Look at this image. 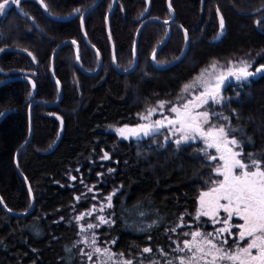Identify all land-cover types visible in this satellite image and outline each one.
Here are the masks:
<instances>
[{
    "label": "trees",
    "instance_id": "obj_1",
    "mask_svg": "<svg viewBox=\"0 0 264 264\" xmlns=\"http://www.w3.org/2000/svg\"><path fill=\"white\" fill-rule=\"evenodd\" d=\"M94 1L43 0L44 8L57 15L79 9L67 20L48 18L34 0L20 1L24 14L11 5L0 18V47L18 46L35 58L31 62L19 52L0 54L3 70H30L35 84L32 95L23 79L0 85V112L10 109L0 119V200L19 213L33 202L31 212L20 216L0 204V264H85L76 231L66 224L72 207H80L74 195L82 190L79 182H69L71 170L88 183L97 182L101 172L97 185L102 192L118 189L112 199L114 223L100 231L115 241L110 246L114 252L134 264L159 259L158 249L171 252L177 235L171 229L177 224L179 231L186 224L211 227L207 217L197 220L193 215L199 190L215 178L214 161L200 151L199 142L176 146L164 142V131L125 139L106 127L137 122L138 114L158 100L173 102L186 80L209 60L225 61L264 48V33L253 22L264 7L247 13L264 0H147L148 9L146 0H115L108 19L113 0H99L81 22L82 12ZM171 9L174 17L165 23ZM220 16L224 29L217 38ZM259 27H264V18ZM185 30L184 54L168 67H155L150 60L154 47L168 32L154 60L158 65L172 61L183 49ZM59 44L50 70L52 51ZM134 44L136 64L131 67ZM218 109L228 116L229 128L239 129L235 137L242 157L264 154V73ZM29 128V140L17 152ZM103 152L110 158L98 160ZM15 159L25 178L18 174ZM144 247L153 252L141 254Z\"/></svg>",
    "mask_w": 264,
    "mask_h": 264
},
{
    "label": "snow or ice",
    "instance_id": "obj_2",
    "mask_svg": "<svg viewBox=\"0 0 264 264\" xmlns=\"http://www.w3.org/2000/svg\"><path fill=\"white\" fill-rule=\"evenodd\" d=\"M10 2L19 5L20 0H2L0 2V14L4 13ZM169 7H171L170 4ZM217 11L219 10L217 9ZM219 26L222 33L224 29L223 16L219 18ZM185 35H187V30H185ZM33 59L35 58L33 57ZM153 59H155V53H153ZM251 67V63L245 60H240L238 65L231 61L222 65L218 60H214L208 68L202 70L200 76L195 78L193 83L185 85L182 89L183 92H188L190 89L194 90L197 84L202 85V90L198 93L194 92L190 99L181 104L160 101L157 108L146 109L147 115H141V119L148 121L147 123L137 124L136 127L125 125L116 129L124 138L162 135V130L167 129L172 136L177 133L180 134L179 138L175 140L176 145L197 139L202 140L205 147L200 151L205 153L206 158L217 159V156L208 155V150L214 148L222 162L214 169L220 179L213 181V186L207 191H202L199 195L196 219L199 220L201 216L209 217L212 223H222L224 227L215 229L214 232L195 230L184 233L185 237L190 236L191 239H184L177 243L175 248L176 252L183 255L173 257L167 261V264H264V163H262L264 154L257 156L250 153L248 154V162L245 163L241 159V142L235 138V133L239 129L213 123V116H219V114L210 113L205 109L210 101L220 104L225 100L222 95V88L226 83H230L231 79L247 81L249 77L264 73V64L259 65L255 72L249 71ZM33 87H35L34 84ZM182 99L183 97H177V100ZM166 103L172 104L169 111L175 114L174 117L163 116L162 119L152 121L153 113L158 109H163ZM229 133H232L231 138ZM245 138L251 142L250 138ZM164 139L168 141L171 136H165ZM234 148L240 150L237 151ZM109 158L107 153L102 157V159ZM111 171L114 170L109 169V172ZM72 179H76V177H72ZM114 195L115 192L105 198L109 208L112 207L111 201ZM104 207V204H101L99 209L93 206L86 215H91L97 211L103 212ZM221 211L225 213L223 219H220L219 216ZM84 215L76 216L75 219L77 221L82 220ZM234 216L240 218L242 223L230 224L229 222ZM95 219L99 223H87L86 227L84 225L80 227V232L83 234L81 243L92 248L91 252L84 253V255L91 260L93 254H99L101 259L96 264H134L132 259H120L124 256L123 253H114L108 247L98 246V238L95 232H92L91 235L86 234L88 230L100 227V224L114 223L103 215H99ZM180 222L183 226L182 217ZM233 227L237 229V233L233 245L228 246V239L233 236L231 231ZM175 230V228L171 229V231ZM225 233L228 235L225 236ZM240 241L247 242L241 245ZM112 243L115 244V241L113 240ZM158 251L165 256L169 255V253H164L163 249H158ZM152 252L151 247H144L141 254ZM139 264H143V262L141 261ZM151 264H157V261L152 260Z\"/></svg>",
    "mask_w": 264,
    "mask_h": 264
},
{
    "label": "rangeland",
    "instance_id": "obj_3",
    "mask_svg": "<svg viewBox=\"0 0 264 264\" xmlns=\"http://www.w3.org/2000/svg\"><path fill=\"white\" fill-rule=\"evenodd\" d=\"M11 5H13V4H11V2H10L9 5L6 6L4 13L0 14V18H2L4 16V14L6 13L7 9ZM214 60L215 59L209 60L205 65H203V66H201L199 68V71L196 72V74L194 76H192V77H190L189 79L186 80V82L182 85V87L180 88V90L178 92V95H177V97H183V99L182 100H177V97H176L175 100L173 101V104H181L184 101H186L187 99H190L191 96L194 94V92L198 93L200 90H202V85L201 84H197V86H196V88L194 90L190 89L188 92H183L182 91V89L184 88L185 85L193 83L195 78L200 76L202 70L205 69V68H208L209 65L211 64V62L214 61ZM240 60H245V61H248L249 63H251L252 67L249 69V71L255 72V69L259 65L264 64V48L253 50L251 52H247V53L240 54V55H237V56H232V57H229V59H227L225 61H222V60H218V61L222 65H226L229 61H231L233 64H237L238 65V62ZM257 60H261V62L257 63ZM209 71L211 72V69H209ZM256 75H258V74H256ZM255 76L249 77L247 81H236L234 79H231L230 83H226L225 86L222 88V95L225 97L224 101H226L227 99L231 98V96L235 97L239 93V91L241 92V91L245 90L246 86H248L250 84L251 80ZM230 91H232L233 93L229 94ZM160 101H163V100L156 101L153 104V106H148L146 109L157 108ZM224 101L222 103H224ZM222 103L215 104V103H212L210 101L209 104L205 106V109L208 110L210 113H218L219 114V116H213V120H212L213 123H216L218 125L222 124V125H225L226 127H229L228 119L227 120L225 119L226 117L228 118V116L226 115V113H223V111L221 109H218ZM171 106H172V104H169L168 106L165 104L163 109H158L156 112L153 113V115L151 116V120L155 121L157 119H162L163 116H169L170 118H173L175 114L174 113H170V111H169V108ZM146 109L138 114L139 119H138L137 122L132 123V124L121 123L120 125L109 124L106 127V129L108 131H113L119 138H124L116 131V129L124 127L125 125H127L128 127H136L137 124L147 123L148 121H144V120L141 119V115H147ZM205 109H202V110H205ZM162 131L165 132L163 138L165 136H171V139L169 141H171L174 145H176L175 140L177 138H179L180 134L177 133L175 136H172V134L170 132H168L167 129H164ZM231 136L232 135H229L230 138H231ZM143 137L144 136H141L139 138H143ZM129 138H137V137H129ZM125 139H128V138H125ZM163 140H164V142H166L165 139H163ZM193 142H199L201 144V147H203V148L205 147V145L203 144L202 140L197 139V140H195ZM181 144H184V143H181ZM234 150L239 151L240 149L234 148ZM105 153L106 152H103L101 155H99V157L97 159L98 160L102 159V157L104 156ZM208 155L209 156H217V159L213 160L214 161V166H213L212 169H213V172L215 174V178H213V180H212V182H213V181H215L217 179H220V177L215 173L214 169H215V167L217 165H219L222 162L219 160L218 153L216 152L215 149H209L208 150ZM241 159H243L245 163L248 162L247 158H244V157L241 156ZM103 160H106V159H103ZM208 160H210V159H208ZM210 161H212V160H210ZM262 163H264V162L262 161ZM101 165H102V163H101ZM109 169H113V168H106L105 171L109 172ZM97 175L99 177L98 181H100L101 180V176H100L101 172L97 173ZM67 176L69 177V182L70 183H73V182L78 183L79 182L80 185L82 186V190L80 191L79 194H75L74 195V198H75V203L74 204H77V203L79 204L80 203V207L79 208L77 207V209L75 210V206L73 205L74 206V207H72L73 212L69 215V218L67 219L66 224L72 225L74 227V230L76 231L75 242H76V245H77L78 253L80 254V259L81 260L83 259L85 264H96V262L101 259L99 254H93L91 260H89L88 257L86 255H84V253L91 252L92 248H90L87 244L81 243V241L83 240V234H81V232H80V227H81V225H84L86 227L87 223H99V221H97L95 219V217H97L99 215H103L106 218H109V219L112 220V218H111V215H112L111 214V208L112 207L111 208L107 207V201H106L105 198L107 196H109L110 194H112L113 192H115L117 188H112L111 191H109L107 193H103L102 190L97 185L98 181L97 182H89L88 183L86 181V179L84 177H82V175H80V173H78V175H75V174L72 173V170L67 173ZM72 177H76V179H72ZM212 186H213V183H211L210 185H208L205 188H202V190H199V194H198V196L196 198L197 206H196V210H195V212L193 214L195 216V218H196L197 210L199 208V195H200V193L202 191H207L208 188H210ZM90 189H91V191H90ZM77 197H79V199H77ZM112 199H113V197H112ZM101 204L105 205L103 212H98L97 211V212H93L91 215H86V213H88L89 210L93 206H95L97 209H99ZM111 204H112V201H111ZM81 214H85L83 219L77 221L75 219V217L79 216ZM219 216H220V219H223L224 216H225V213H223V211H221ZM201 217H203V216H201ZM207 219H208L209 225H211L210 228L205 229V228H200V227H196V226H193V225L191 226L189 224H186L185 227H183L180 231L179 230H175L177 235H176V237L173 238L174 245L171 248L172 249L171 252L170 251L169 252H165L164 251V253H169V255H167V256H165L163 253L160 252L161 253L160 254V258L156 259L157 264H167V261L172 259L173 257L179 256V255H183L182 253L176 252L175 248H176V244L179 243V242H182L184 239H191L190 236L189 237H185L183 235L184 233H188L190 231H195V230H199V231H202V232H214L215 229L224 227V225L222 223H212L211 218L207 217ZM229 223L234 225V224L242 223V221L240 220V218L234 216ZM109 225L110 224H100V227H98L96 229H93V230H88V232L86 234L87 235H91L92 232H95V234H96V236L98 238V246H100V247H108V248L111 249L110 246H111L113 240H106L104 236L102 237L104 232L102 233L100 231V229H102L103 227H108ZM177 226H180V224H177V225L173 226V228L176 229ZM231 231L233 233V236L229 237L228 246H232L233 245L235 234L237 233V229L235 227H233L231 229ZM227 235L228 234L225 233V236H227ZM246 242L247 241H240L239 243L241 245H243ZM112 252H114V251L112 250ZM114 253H121V252H116L115 251ZM120 259H129V258L124 255ZM142 262H143V264H151L150 260H149V262H147V261H142Z\"/></svg>",
    "mask_w": 264,
    "mask_h": 264
},
{
    "label": "water",
    "instance_id": "obj_4",
    "mask_svg": "<svg viewBox=\"0 0 264 264\" xmlns=\"http://www.w3.org/2000/svg\"><path fill=\"white\" fill-rule=\"evenodd\" d=\"M20 1H22V0H20ZM34 1H36V2H38V4H39V6H40V8L43 10V12L45 13V15L48 17V18H51V19H53V20H56V21H60V20H67V19H69V18H71L72 16H74V15H76L77 13H78V11L77 10H74V11H72L71 13H69V14H66V15H62V14H60V15H57V14H54V13H52V12H50L49 10L47 11V9H45L44 8V5H43V3H41V0H34ZM99 0H95L92 4H90L89 6H87V8L82 12V15H81V22H82V16H84L85 15V13L86 12H88L89 10H91L92 8H93V6L98 2ZM146 4H147V9H148V1L146 0ZM13 6H14V9H16L19 13H21V14H24L20 9H19V5H15V4H13ZM112 7L110 8V10L106 13V19H108V16H109V14L112 12V10L115 8V0H113V2H112V5H111ZM264 7V2L263 3H261V5L260 6H258V7H256V8H253V9H250V11L249 12H247V13H258L262 8ZM147 11V10H146ZM171 18L170 19H168V20H166L167 22H170V21H172V18L174 17V14H173V10L171 9ZM149 18H154V17H149ZM149 18H146L145 20H143L140 24H139V28H138V31H137V33L139 32V29H140V25L144 22V21H146V20H148ZM262 18H264V13L263 14H261V15H259V16H257L256 18H254V20H253V22H254V27H255V29L259 32V33H264V27L263 28H260L259 27V24H257V21H260ZM156 19V18H155ZM81 30H82V26H81ZM82 33H83V35H84V30H82ZM137 33H136V35H137ZM221 29L219 30V32H218V36H217V38H219L221 35ZM109 35V34H108ZM184 36H185V41H184V45H183V49H182V51L177 55V56H175L174 58H173V60L172 61H169V62H167V63H165V64H163V65H158L156 62H155V60L153 59V53H156L158 50H159V48L162 46V44H164L165 43V41L167 40V38H168V32L163 36V38L161 39V41L154 47V50L152 51V53H151V55H150V60H151V62L154 64V66L155 67H157V68H159V69H163L164 67H168V66H170V65H172V64H174V62H176V61H178L179 60V58L184 54V51L186 50V46H187V42H188V36H186L185 35V33H184ZM84 40L86 41V38H85V36H84ZM110 40V39H109ZM65 41H69V40H65ZM110 42H111V40H110ZM111 44V43H110ZM60 46V44L59 45H57L56 47H55V49L52 51V56H51V62H50V64H51V67H50V70H52V68H53V64H52V60H53V57H54V55H55V51H56V49L58 48ZM0 49H3V51H0V54H2V53H5V51H11V52H19V53H21L22 55H25L27 58H29L30 60H31V62H34V59H33V54H31V52L28 50H26V49H24V48H21V47H18V46H16V47H12V46H7V45H5V46H3V47H0ZM135 49V44H134V46H133V50ZM77 50H78V46H77V44H76V42H75V52H76V57H77V55H78V52H77ZM78 58V57H77ZM101 60H100V58L98 59V66L96 67V69H98V67L100 66V64H101V62H100ZM134 62H133V64L131 65V67H133L135 64H136V51L134 50V60H133ZM131 67H129V68H131ZM128 70V69H127ZM124 71H126V70H124ZM30 74H32V72L29 70H25V69H23V68H12V69H6V70H3L1 67H0V75H2L3 77H2V79H0V85L1 84H3V83H7V81H11V80H18V79H23V80H25V81H27L29 84H30V88H31V92H30V95H32V94H34V91H35V87H33V84H34V81L32 80V78L31 77H29V75ZM35 85V84H34ZM59 99V96L57 97V100ZM37 101H40L39 99H36ZM10 109H5V110H2L1 112H0V114H2V115H0V119L5 115V114H7L8 113V111H9ZM61 128H62V122L60 121V125H59V129H58V131H59V133H58V135H57V137H56V139L54 140V142H56L57 141V139H58V137L60 136V133H61ZM28 136L26 137V139L21 143V146L18 148V150H17V152L21 149V147H23L24 145H25V143L29 140V137H30V135H31V132H30V128H29V131H28ZM214 149V148H213ZM14 166L16 167V169H17V172H18V174L21 176V177H24L23 176V174H21V172H20V170H19V168L17 167V160L15 159V162H14ZM25 178V177H24ZM27 189L29 190V194H30V196L32 195V193H31V190H30V188H29V185L27 184ZM0 204L2 205V207L4 208V210L6 211V212H8V213H10V214H14V215H18V216H20V215H24V214H26V213H29V212H31V209H32V206H33V202H32V204H31V206H30V208L29 209H27V210H25L24 212H15V211H10L9 209H7L6 207H5V205H4V203H3V201H1L0 200Z\"/></svg>",
    "mask_w": 264,
    "mask_h": 264
}]
</instances>
